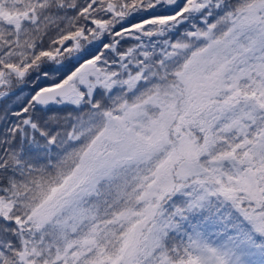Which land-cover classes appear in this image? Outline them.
Here are the masks:
<instances>
[{
	"label": "snow or ice",
	"instance_id": "6c2138e0",
	"mask_svg": "<svg viewBox=\"0 0 264 264\" xmlns=\"http://www.w3.org/2000/svg\"><path fill=\"white\" fill-rule=\"evenodd\" d=\"M0 264H264V0H0Z\"/></svg>",
	"mask_w": 264,
	"mask_h": 264
}]
</instances>
